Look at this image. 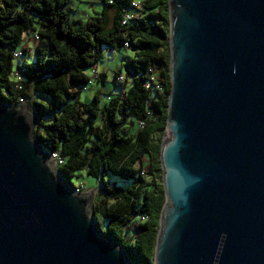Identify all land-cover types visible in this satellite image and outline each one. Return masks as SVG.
Segmentation results:
<instances>
[{
	"label": "water",
	"instance_id": "water-1",
	"mask_svg": "<svg viewBox=\"0 0 264 264\" xmlns=\"http://www.w3.org/2000/svg\"><path fill=\"white\" fill-rule=\"evenodd\" d=\"M164 203L153 264H264V0H168ZM0 103V264H133Z\"/></svg>",
	"mask_w": 264,
	"mask_h": 264
},
{
	"label": "trees",
	"instance_id": "trees-1",
	"mask_svg": "<svg viewBox=\"0 0 264 264\" xmlns=\"http://www.w3.org/2000/svg\"><path fill=\"white\" fill-rule=\"evenodd\" d=\"M99 1V13L72 21L71 0H0V103L23 101L34 109L33 138L44 153H57L62 160L56 167L60 179L73 191L84 190L71 182L79 172L97 181L96 227L133 264H153L164 203L159 153L170 94L169 4ZM132 1L139 3L136 16L122 26ZM26 34L38 38L29 63L13 58L21 49L24 58ZM103 48L132 51L125 60L130 86L104 99L97 92L84 103L82 89L94 81L105 83L95 69ZM149 75H159V91L144 88ZM35 95L47 103L34 101Z\"/></svg>",
	"mask_w": 264,
	"mask_h": 264
},
{
	"label": "rangeland",
	"instance_id": "rangeland-1",
	"mask_svg": "<svg viewBox=\"0 0 264 264\" xmlns=\"http://www.w3.org/2000/svg\"><path fill=\"white\" fill-rule=\"evenodd\" d=\"M92 3L97 2V0H92ZM72 5L79 4V1L71 0ZM101 5L99 3L96 4L95 8L98 9ZM80 8L89 10V7L85 4H80ZM88 8V9H87ZM91 13V12H90ZM91 16V14H90ZM78 15L72 13L70 19L72 21L80 20L78 19ZM127 57H130V53H125L123 49L120 51H112L106 48L102 49V54L100 59L98 60L95 69L98 73H102L105 75V83L102 86L99 82H91L87 85L82 91L80 92L79 99L82 102H89L93 95L97 92L101 93L100 98L104 99L105 95L109 96L111 93L112 95H117L118 92L124 88L125 90L128 89L131 83L130 72L127 66L125 65V60ZM30 60L28 59L27 62ZM14 65L16 62L14 61ZM85 73L89 76L90 69H87ZM92 75V72H91ZM116 75L122 76L123 81L117 82ZM34 101L47 103V99L40 95L34 96ZM74 186L82 185L84 190H81L77 193H88L89 191H93L95 194L96 189L98 187L97 181L94 179L86 177L83 173H78L77 178H73L71 181ZM126 184L123 185V188H126ZM96 196V195H95ZM94 196V198H95ZM102 229L105 228L104 224L101 226Z\"/></svg>",
	"mask_w": 264,
	"mask_h": 264
},
{
	"label": "built area",
	"instance_id": "built-area-1",
	"mask_svg": "<svg viewBox=\"0 0 264 264\" xmlns=\"http://www.w3.org/2000/svg\"><path fill=\"white\" fill-rule=\"evenodd\" d=\"M104 1H106L108 4H112V2L114 0H104ZM138 8H139V3L138 2L132 1L130 3V9L125 10L123 12L122 21H121V25L122 26H126L130 21H132L135 18V16H136L135 15V10L138 9ZM33 40L34 41H37L38 38L34 36V39ZM124 48L127 50V48H129L128 47V44L125 43L124 44ZM22 50L23 49L18 50V51H16V52L13 53V58L15 60L18 61L20 59V57L23 56L22 55ZM92 73H93V79H95L97 77V74H96L95 70H92ZM18 74H20V73H18ZM148 79L149 80L145 83L144 88L146 90L159 91L160 90V85H159V82H158V80H160L159 75L158 76H151V75H149L148 76ZM122 81H123L122 76H119L118 82H122ZM20 103H23V101H20ZM49 157L54 162L55 167H57V160L60 159L59 156H58V154L57 153H53V154H50ZM76 192H79V191H76ZM140 219H141V221L144 220L143 217H140Z\"/></svg>",
	"mask_w": 264,
	"mask_h": 264
},
{
	"label": "crops",
	"instance_id": "crops-1",
	"mask_svg": "<svg viewBox=\"0 0 264 264\" xmlns=\"http://www.w3.org/2000/svg\"><path fill=\"white\" fill-rule=\"evenodd\" d=\"M76 1H79V4L72 5V3L70 2L71 3L70 7H71L73 13L79 16L78 19H84L86 17H89L90 14L93 15L94 13H99L102 10V8H103L99 0H97V2H95V3H92L93 2L92 0H76ZM136 2H138V1H136ZM81 3L87 5L89 7L90 11L86 10L85 8L84 9L80 8V4ZM97 3H99L101 5L99 7V11H98V9L95 8ZM112 15H113V13L111 11L109 13V16L112 17ZM35 44L36 43L33 40V36L31 34H26L24 36L23 43H21V47H27V52H26L24 58L19 59L20 62H27L28 59L30 60L29 62L32 61V59H33V50H34ZM129 53H130V56H131L132 55V51H129ZM29 62H27V63H29ZM99 74H102V73H99Z\"/></svg>",
	"mask_w": 264,
	"mask_h": 264
},
{
	"label": "bare ground",
	"instance_id": "bare-ground-1",
	"mask_svg": "<svg viewBox=\"0 0 264 264\" xmlns=\"http://www.w3.org/2000/svg\"><path fill=\"white\" fill-rule=\"evenodd\" d=\"M53 154V153H52ZM62 164V160L61 159H58L57 160V166H60ZM79 188H81V187H79Z\"/></svg>",
	"mask_w": 264,
	"mask_h": 264
}]
</instances>
